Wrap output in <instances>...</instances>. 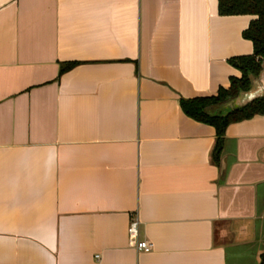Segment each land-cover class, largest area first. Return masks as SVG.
I'll return each instance as SVG.
<instances>
[{"label": "crops", "instance_id": "crops-1", "mask_svg": "<svg viewBox=\"0 0 264 264\" xmlns=\"http://www.w3.org/2000/svg\"><path fill=\"white\" fill-rule=\"evenodd\" d=\"M253 18L216 0H0V264H258L264 115L228 124L215 164L213 127L178 105L239 77L227 59L251 53ZM134 218L149 253L127 244Z\"/></svg>", "mask_w": 264, "mask_h": 264}, {"label": "trees", "instance_id": "trees-1", "mask_svg": "<svg viewBox=\"0 0 264 264\" xmlns=\"http://www.w3.org/2000/svg\"><path fill=\"white\" fill-rule=\"evenodd\" d=\"M216 11L220 16L252 15L241 36L251 42L252 51L248 55L233 56L228 64L237 69L239 77H229L226 88L218 87L214 95H201L192 98H180L179 108L189 118L213 127L215 134L211 161L218 163L224 142V129L233 122L249 119L253 115H264V90L259 95L242 105L235 106L224 113H214L212 109L234 99L241 93L248 92L253 81L262 70L264 58V0H216ZM76 63L61 64L59 73L72 68ZM258 264H264V251L259 256Z\"/></svg>", "mask_w": 264, "mask_h": 264}, {"label": "built area", "instance_id": "built-area-1", "mask_svg": "<svg viewBox=\"0 0 264 264\" xmlns=\"http://www.w3.org/2000/svg\"><path fill=\"white\" fill-rule=\"evenodd\" d=\"M138 226V221L135 218L128 223L126 228L127 244L136 253H149L151 244L147 241L139 240Z\"/></svg>", "mask_w": 264, "mask_h": 264}, {"label": "water", "instance_id": "water-1", "mask_svg": "<svg viewBox=\"0 0 264 264\" xmlns=\"http://www.w3.org/2000/svg\"><path fill=\"white\" fill-rule=\"evenodd\" d=\"M257 79V88L252 91V92H245V93H241L240 95H242V99L240 102H238V105H242L245 102L249 101L250 99L259 96L263 90H264V58L262 59V70L259 73Z\"/></svg>", "mask_w": 264, "mask_h": 264}, {"label": "rangeland", "instance_id": "rangeland-1", "mask_svg": "<svg viewBox=\"0 0 264 264\" xmlns=\"http://www.w3.org/2000/svg\"><path fill=\"white\" fill-rule=\"evenodd\" d=\"M239 95L238 96H236L234 99H232L233 101H235V102H239V101H237V100H239ZM232 100H230V101H232ZM231 107H233V105L231 104ZM227 108H229L228 106H227ZM221 110V109H220Z\"/></svg>", "mask_w": 264, "mask_h": 264}]
</instances>
